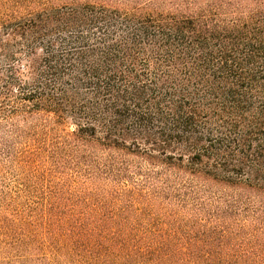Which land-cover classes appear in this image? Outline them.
I'll list each match as a JSON object with an SVG mask.
<instances>
[{"label":"trees","instance_id":"trees-1","mask_svg":"<svg viewBox=\"0 0 264 264\" xmlns=\"http://www.w3.org/2000/svg\"><path fill=\"white\" fill-rule=\"evenodd\" d=\"M119 1L0 0V149L178 182L0 199V264H264V0Z\"/></svg>","mask_w":264,"mask_h":264},{"label":"rangeland","instance_id":"rangeland-1","mask_svg":"<svg viewBox=\"0 0 264 264\" xmlns=\"http://www.w3.org/2000/svg\"><path fill=\"white\" fill-rule=\"evenodd\" d=\"M10 1V0H8ZM111 5L120 4L119 0H106ZM112 1V2H111ZM8 3V2H7ZM37 136V143L41 149L35 151L27 146L26 139H20L12 149H0V199L13 204V208H26L31 211L36 209L37 205H46L48 199L56 196L60 197H78L81 201V207L85 203L93 208L108 211L111 215V208L114 201H118V195L114 193L117 188L138 183L143 187L151 185H173L178 181L170 183L163 181H111L106 178L107 171L88 170L74 168L70 161L62 153L49 150L48 135L46 131H41ZM30 139L29 136H27ZM46 143V144H45ZM32 150V151H30ZM30 151V152H28ZM39 152V153H37ZM30 153H37L34 156L32 165L27 163V157ZM80 172L81 177L74 181V174ZM93 173V179H88V174ZM214 190H221L215 188ZM113 193V194H112ZM111 201H113L111 203ZM123 206L124 202H118ZM13 211V210H12Z\"/></svg>","mask_w":264,"mask_h":264}]
</instances>
